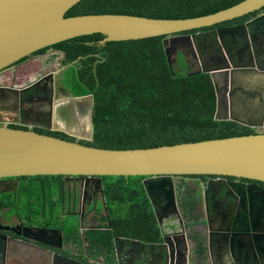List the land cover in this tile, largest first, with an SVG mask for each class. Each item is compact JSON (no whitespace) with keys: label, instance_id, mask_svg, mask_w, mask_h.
Here are the masks:
<instances>
[{"label":"water","instance_id":"95a60500","mask_svg":"<svg viewBox=\"0 0 264 264\" xmlns=\"http://www.w3.org/2000/svg\"><path fill=\"white\" fill-rule=\"evenodd\" d=\"M80 1L0 0V70L33 52L77 36L102 33L106 35V41H120L170 35L169 40L181 43L182 47L188 43L200 60V71L211 73L217 92L216 119L233 120L258 129L248 135L174 145L101 148L80 142L93 138L94 102H90L88 111L78 116V123L71 118V102L92 96H71L55 103L48 115L54 125L22 121L20 124L28 127L23 129L8 125L17 121L0 120L3 123L0 125V179L63 175L97 178L101 183L102 176H145L143 183L160 224L162 215L178 212L176 189L181 176H215L208 178L207 200L214 190L223 192L229 185L238 188L239 182L230 181L228 184L227 177L264 182V70L258 63L257 50L258 42L264 36V13L244 23L221 25L193 34H177L255 12L264 7V0H243L217 12L189 18L118 13L66 17V13ZM172 47H168L169 54ZM216 48L221 52L224 64L207 66L206 56ZM32 87L20 90L22 102ZM79 108L81 112L85 111L83 104L76 105L75 111L80 112ZM33 126L61 131L76 140L41 133L33 130ZM247 220L248 228H231L228 224L227 229L214 230L224 237L226 243L229 241L223 256L216 259L212 247L209 254L198 259L199 263L191 264H243L251 261L250 264H256L260 253L258 248L262 244L259 240L261 231L255 226L253 217L249 216ZM171 251L172 260L187 264L180 261L183 255L180 248Z\"/></svg>","mask_w":264,"mask_h":264},{"label":"trees","instance_id":"16d2710c","mask_svg":"<svg viewBox=\"0 0 264 264\" xmlns=\"http://www.w3.org/2000/svg\"><path fill=\"white\" fill-rule=\"evenodd\" d=\"M241 1L81 0L66 13V17L118 13L154 18H189L211 14ZM263 13L264 7L221 24L177 34H193L221 25L244 23ZM170 37L160 35L106 41L105 34L93 33L55 44L65 53L67 62L78 61L65 73V86L74 95L93 97L94 135L90 140H80L81 143L114 149L148 148L256 132L254 128L233 120L216 119L217 92L211 73L196 69L188 60V50L183 52L178 49L175 52L180 45L169 40ZM172 45L173 50L169 54L168 47ZM37 131L76 140L61 131ZM62 176H21L22 183L34 185L23 187L21 193L28 192L31 195L21 197L32 204L33 199L53 202V195L59 188L47 185L61 184ZM193 177L206 181L215 176L185 175L178 178L180 201L187 210H194L200 200L190 192L196 191L192 183H198ZM144 178L102 176L108 213L112 220V226L108 229L98 230V240L103 246H112L115 236L129 235L130 230L139 233L137 236L147 232L149 238H159L162 228L158 225L146 192ZM47 192L51 195H47ZM137 220L139 225L131 227ZM198 252L202 254L203 250L198 249Z\"/></svg>","mask_w":264,"mask_h":264},{"label":"flooded vegetation","instance_id":"af4514ba","mask_svg":"<svg viewBox=\"0 0 264 264\" xmlns=\"http://www.w3.org/2000/svg\"><path fill=\"white\" fill-rule=\"evenodd\" d=\"M177 44L180 47L175 52L178 49L183 52L188 50V60L195 66H201L197 54L188 43L184 47L179 42ZM257 50L258 63L264 70V36L258 42ZM77 62H67L65 53L54 44L1 69L0 120L17 121L9 122L8 125L23 129L28 127L20 124L22 121L54 125L48 115L52 113L55 103L77 96L64 84L65 73ZM205 63L207 66L224 64L221 52L217 48L213 50L206 56ZM28 87L32 89L30 93H25L22 102L20 90ZM92 101L93 97H88L71 102V118L74 122L78 123V116L89 110ZM80 104L85 106V111L81 112L80 108V112L75 111V106ZM32 129L54 131L39 126H33ZM20 179H0V264H179L170 255L172 248L176 247L183 253L180 261L199 263L198 259L209 254L213 248L216 259L226 252L229 237L226 243L224 237L214 230L227 229L230 224L231 228H248L246 219L249 216L256 220L255 226L261 231L259 240L262 244L258 248L260 253L256 264H264L262 181L227 177L228 184L230 181L239 182L238 188L229 185L223 192L214 190L207 200L205 190L208 180L193 177L198 183H192L196 191L190 192L200 198L199 202L194 210H187L180 201L178 186V212L162 215V224L157 218L162 228L158 239L149 238L147 232L137 236L139 233L130 230L129 235L115 236L112 246H103L98 240V230L108 229L112 226V220L102 182L97 178L62 176L61 184L47 185L59 188L53 195V202L33 199L32 204L21 197L31 194H22L21 189L34 185L22 183ZM46 194L51 195L50 192ZM6 202L10 205H3ZM37 202L43 204L38 205ZM248 202H252V206ZM139 220L134 221L131 227L138 224ZM232 220L233 223H229ZM198 249L203 250V253L200 254Z\"/></svg>","mask_w":264,"mask_h":264},{"label":"rangeland","instance_id":"374dc122","mask_svg":"<svg viewBox=\"0 0 264 264\" xmlns=\"http://www.w3.org/2000/svg\"><path fill=\"white\" fill-rule=\"evenodd\" d=\"M33 68H34V66H33ZM33 68H32L31 70H34ZM195 68L197 69V68H200V67H199L198 65H196ZM26 72H27V71H25V73H26ZM23 73H24V72H23Z\"/></svg>","mask_w":264,"mask_h":264},{"label":"clouds","instance_id":"9594fccd","mask_svg":"<svg viewBox=\"0 0 264 264\" xmlns=\"http://www.w3.org/2000/svg\"><path fill=\"white\" fill-rule=\"evenodd\" d=\"M87 96H90V95H87ZM92 96V95H91ZM87 99V98H86ZM257 128H255V130H256ZM177 183H178V180H177Z\"/></svg>","mask_w":264,"mask_h":264},{"label":"crops","instance_id":"0c3cea01","mask_svg":"<svg viewBox=\"0 0 264 264\" xmlns=\"http://www.w3.org/2000/svg\"><path fill=\"white\" fill-rule=\"evenodd\" d=\"M217 66V65H216ZM252 262V261H251ZM251 262H248V263H244V264H250Z\"/></svg>","mask_w":264,"mask_h":264}]
</instances>
